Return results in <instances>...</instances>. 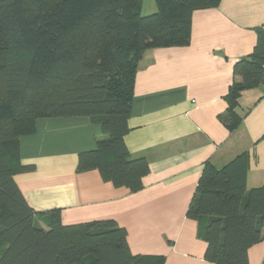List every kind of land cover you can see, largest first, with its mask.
I'll use <instances>...</instances> for the list:
<instances>
[{
	"label": "trees",
	"instance_id": "1",
	"mask_svg": "<svg viewBox=\"0 0 264 264\" xmlns=\"http://www.w3.org/2000/svg\"><path fill=\"white\" fill-rule=\"evenodd\" d=\"M220 0H0V264H164L163 256L134 255L127 232L112 219L66 225L58 209H32L15 180L19 139L39 119L87 117L102 136L78 154V173L95 170L114 187L138 191L149 173L125 144L135 73L147 49L185 46L191 14ZM220 119L242 121L241 93L264 83V29L252 53L238 61ZM248 156L221 168L203 165L186 217L198 224L214 264H249L264 239V185L246 189Z\"/></svg>",
	"mask_w": 264,
	"mask_h": 264
},
{
	"label": "crops",
	"instance_id": "2",
	"mask_svg": "<svg viewBox=\"0 0 264 264\" xmlns=\"http://www.w3.org/2000/svg\"><path fill=\"white\" fill-rule=\"evenodd\" d=\"M264 29V0H220L193 11L185 46L147 49L135 73L125 144L149 173L138 191L114 187L95 170L78 173V154L94 149L100 126L87 117L39 119L19 139L14 180L37 212L58 209L66 225L112 219L127 232L134 255L164 264H214L196 221L186 217L203 165L221 168L248 156L246 189L264 185V83L241 93L230 131L220 116L235 64L249 56ZM264 264V239L248 251Z\"/></svg>",
	"mask_w": 264,
	"mask_h": 264
},
{
	"label": "rangeland",
	"instance_id": "3",
	"mask_svg": "<svg viewBox=\"0 0 264 264\" xmlns=\"http://www.w3.org/2000/svg\"><path fill=\"white\" fill-rule=\"evenodd\" d=\"M156 12V6L154 0H142L141 15L146 16Z\"/></svg>",
	"mask_w": 264,
	"mask_h": 264
}]
</instances>
